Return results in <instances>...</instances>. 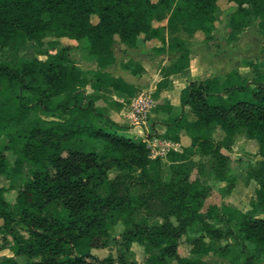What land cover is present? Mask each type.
<instances>
[{
    "label": "trees",
    "instance_id": "16d2710c",
    "mask_svg": "<svg viewBox=\"0 0 264 264\" xmlns=\"http://www.w3.org/2000/svg\"><path fill=\"white\" fill-rule=\"evenodd\" d=\"M219 1L0 0V50L41 47L52 35L83 41L89 59L96 63L90 80L67 48L46 60L0 62V132L8 140L0 147V177L10 183L9 187L0 183V251L8 248L14 253L0 264H21L19 257L26 264H94L87 260L91 250L106 247L120 221L125 223L123 251L101 264H137L126 258L134 243L144 247V264H206L203 258L209 255L237 264H264V61L247 63L254 77L233 70L222 81L208 77L188 82L180 97L182 113L166 124L162 136L183 145L181 151L170 149L166 155L171 168L167 182L161 179L163 159L152 157L147 144L120 135L125 126L96 106L104 96L121 110L124 101H113L115 97L127 102L139 93L138 87L108 71L115 64L116 38L131 49L140 36L160 40L162 45L153 53L174 58L162 68L163 79L184 74L191 52L172 33L189 21L207 42L212 41ZM229 1L237 8L228 20V44L237 42L257 20L264 35V0ZM166 18L168 40L154 26ZM121 66L134 76L145 72L133 60ZM88 87L95 94L88 93ZM167 87V82H159L155 95ZM186 109L194 120H189ZM39 113L59 114L58 120ZM217 129L224 133L219 142L213 138ZM241 132L258 142L260 160L252 177L258 184L255 209L263 216L253 217L231 205H209L203 211L209 187L192 179L190 156L199 149L205 158L214 159L215 177L232 186L230 158L223 150L230 151ZM9 153L15 155L14 162ZM112 170L117 172L115 178L108 175ZM27 176L30 180L15 202H8L7 191ZM150 187L165 193L169 210L161 224L134 219ZM195 228L200 234L187 239L190 256H181V238ZM222 241L226 243L219 245Z\"/></svg>",
    "mask_w": 264,
    "mask_h": 264
},
{
    "label": "rangeland",
    "instance_id": "374dc122",
    "mask_svg": "<svg viewBox=\"0 0 264 264\" xmlns=\"http://www.w3.org/2000/svg\"><path fill=\"white\" fill-rule=\"evenodd\" d=\"M152 1L157 2V0ZM236 8V4L229 0H221L218 2V7L215 11V29L213 39L210 42L206 41V35L203 32L195 30V24L193 22L185 21L179 24V28L172 35L182 39L190 50V67L186 73L174 77L167 76L165 80L161 76V70L163 67L170 66L174 58L169 55L157 56L153 53L154 47L162 45L160 40L153 39L146 41L143 36H140L137 47L131 49L121 44L119 39L116 38L113 46L115 64L108 69L110 74L114 77L128 79L132 75L129 71L127 74L123 73L121 64L132 60L142 64L146 71L140 76H134V80L137 81V87H139V93L135 98L127 102L117 97L113 99V101H119L121 103L124 101L121 110L113 108L109 101L110 98L104 96L96 102V106L104 107L107 112L110 110L118 112V114H113L114 118L121 125L125 126V130L120 132V135L143 142L149 147L151 145L152 156H159L163 159L161 164V179L164 182L169 181L171 178L170 163L166 160V155L171 148L157 142L155 143L156 145H153V143L159 135L156 129L158 125L172 120L171 116L167 118L165 112H167L170 103L177 101L183 86L191 80H203L208 77L222 81L225 74L233 70L249 77H254V73L247 66V63L255 59L264 61V35L260 33L258 28V20L240 35L237 42L231 45L227 43L228 20ZM92 21L93 23H97L98 19L93 17ZM154 26L161 29V35L166 40L170 38L171 33L168 29L167 18L161 22L155 21ZM61 48H67L72 61L87 73L88 79H93L96 63L89 59L85 49V43L67 38H57L52 35H48L44 39L41 47L28 45L18 51L11 46L4 47L0 50V62L13 63L18 60H29L33 58L46 60L49 54H54ZM161 81L167 82L168 86L171 84L168 90L162 91V95L167 101L160 100L162 95L160 98L155 95L156 86ZM87 92L94 93L90 87L87 88ZM139 99L143 103L141 104V113H136L139 125H135L132 120V115L135 111L132 104L140 101ZM39 115L41 114L39 113ZM188 115L195 119L192 113ZM41 116L47 120H58L59 114H55V117ZM223 137L224 133L220 129L214 132L213 138L216 142L221 141ZM147 141L150 142L149 145ZM7 142L8 140L5 135L0 132V147ZM174 147L181 150L183 145L175 144ZM223 153L230 158L228 175L233 180L232 186L228 182L219 181L215 177L212 170L216 163L214 159L205 158L199 149H194L190 156L189 164L192 169V179L199 178L202 185L209 187L203 211L209 205H231L243 213L251 214L253 217H262V213L255 209L258 184L252 177V173L258 168V162L260 160L258 155V142L249 139L244 132H241L234 137L232 149L230 151L223 150ZM8 157L11 162L15 161V155L9 153ZM108 175L111 178H115L117 172L112 170L108 172ZM29 180V176L18 180L14 187L7 191L5 199L10 203H14L18 191ZM0 183L6 187L10 186L9 181L4 177H0ZM144 193L145 195L141 201V206L136 211L134 219L150 225L163 223L164 216L169 210L166 204L165 193L157 194L152 187ZM121 194H126V190L122 189ZM172 221L176 224L174 217ZM124 226V221L118 222L111 231L109 244L104 248L92 249L87 260L94 264H101L108 257H118L123 251L121 237L124 232ZM199 234L197 228H195L181 238L179 247L181 256H190L191 246L187 239L198 236ZM225 243V241H222L219 245H224ZM12 256H14V253L11 249L7 248L0 251V261L5 257ZM126 258L129 262L144 264L147 254L142 245L134 243L126 254ZM203 259L206 264H237L229 259H223L214 255L205 256ZM19 261L21 264H26V260L23 257H19ZM172 264L176 263L173 262Z\"/></svg>",
    "mask_w": 264,
    "mask_h": 264
},
{
    "label": "crops",
    "instance_id": "0c3cea01",
    "mask_svg": "<svg viewBox=\"0 0 264 264\" xmlns=\"http://www.w3.org/2000/svg\"><path fill=\"white\" fill-rule=\"evenodd\" d=\"M142 65V64H141ZM143 66V65H142ZM145 69V68H144ZM145 71H146V69H145ZM123 73H125V74H127L128 73V71L127 70H123ZM132 75V74H131ZM181 75V74H180ZM174 76H179V75H173V76H171V77H174ZM126 82H128V83H130V84H133V85H135L136 87L138 86L137 85V81H135L134 79H135V77H134V75H132V76H130L128 79H125L124 77H122ZM171 85V84H170ZM170 85L168 86L169 88H170ZM188 85V83H186V85L185 86H183V88H182V90L184 89V88H186V86ZM168 87L164 90V91H166V90H168ZM139 88V87H138ZM182 90H181V92H182ZM162 95V92H161V94H160V96ZM160 96H159V98H160ZM180 97H181V93L179 94V96H178V99H177V101H174V102H172V103H170L169 104V107H171V111L169 110V111H167V112H165V114L167 115V118H169L168 116H171L172 117V120L173 119H175V118H177L181 113H182V106H181V101H180ZM160 100H162V101H167V99H165V97L162 95L161 96V98H160ZM101 108H104V107H101ZM110 111H112V110H110ZM108 112V115L110 116V118L112 119V120H114L115 122H117V123H119L118 121H117V119H115L114 118V115L115 114H118V112H116V111H112V112ZM178 112H180L179 114H177ZM169 113V114H168ZM171 113V114H170ZM114 114V115H113ZM173 114V115H172ZM175 114V115H174ZM185 114L188 116V118H189V120H194L190 115H188V114H191V111L189 110V109H186L185 110ZM169 120V119H168ZM168 122H164V123H161L160 125H158V127L156 128L157 130H158V137H157V139H155V141H154V143H153V145H156L155 143L157 142V143H159V144H161V145H165V146H169L171 149H175L176 151H181L180 149H177V148H175L174 147V145L175 144H173L172 142H170V141H167V140H165V139H163V135L165 134V132H166V130H167V128H166V124H167ZM120 124V123H119ZM159 128V129H158ZM140 129H142V128H140ZM148 142V145L150 144V142L149 141H147ZM149 147V146H148ZM150 149H151V145H150V147H149Z\"/></svg>",
    "mask_w": 264,
    "mask_h": 264
},
{
    "label": "built area",
    "instance_id": "2783aa9c",
    "mask_svg": "<svg viewBox=\"0 0 264 264\" xmlns=\"http://www.w3.org/2000/svg\"><path fill=\"white\" fill-rule=\"evenodd\" d=\"M140 101H137V102H134L133 104H132V107L134 108V113H133V118H132V120H133V124H135V125H139V120L137 119L138 117H137V115H136V113L138 112V113H141V108H142V106H141V104L143 103V101L141 100V99H139ZM153 157V156H152ZM155 158V157H154Z\"/></svg>",
    "mask_w": 264,
    "mask_h": 264
}]
</instances>
